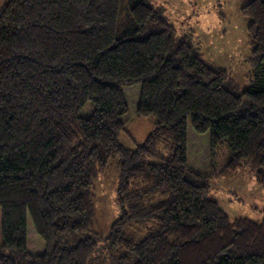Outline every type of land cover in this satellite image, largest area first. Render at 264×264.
I'll return each instance as SVG.
<instances>
[{
  "label": "trees",
  "instance_id": "trees-1",
  "mask_svg": "<svg viewBox=\"0 0 264 264\" xmlns=\"http://www.w3.org/2000/svg\"><path fill=\"white\" fill-rule=\"evenodd\" d=\"M241 11L255 68L243 91L149 0H4L0 264H264V220L231 219L187 166L189 121L264 188V0ZM135 84L153 128L126 147L123 87ZM110 161L120 211L102 236L93 183Z\"/></svg>",
  "mask_w": 264,
  "mask_h": 264
},
{
  "label": "rangeland",
  "instance_id": "rangeland-1",
  "mask_svg": "<svg viewBox=\"0 0 264 264\" xmlns=\"http://www.w3.org/2000/svg\"><path fill=\"white\" fill-rule=\"evenodd\" d=\"M149 1L163 9L178 35L190 37L192 45L208 64L225 69L237 83L239 91L249 87L255 68L248 37L250 19L241 11L244 0ZM3 2L0 0V6ZM140 87V84L123 87L128 111L121 116L125 131L119 141L126 147L141 143L153 128L152 117L137 115ZM91 107L88 102L83 114L87 115ZM187 139V166L206 177L209 195L223 211L231 219L264 220V188L256 182L254 170L242 165L229 171L227 162L230 152L227 144H220L212 152L209 133H196L189 121ZM117 174L116 161H110L107 169L93 183L94 228L102 236L120 211L116 200ZM27 236L30 250L35 253L43 251L44 242L35 232L30 218L27 220Z\"/></svg>",
  "mask_w": 264,
  "mask_h": 264
},
{
  "label": "crops",
  "instance_id": "crops-1",
  "mask_svg": "<svg viewBox=\"0 0 264 264\" xmlns=\"http://www.w3.org/2000/svg\"><path fill=\"white\" fill-rule=\"evenodd\" d=\"M27 247H28V241H27ZM28 249L30 250V247H28ZM32 251V250H31Z\"/></svg>",
  "mask_w": 264,
  "mask_h": 264
}]
</instances>
